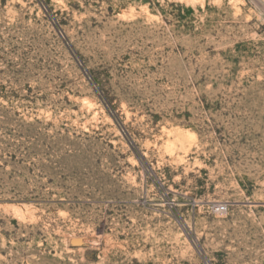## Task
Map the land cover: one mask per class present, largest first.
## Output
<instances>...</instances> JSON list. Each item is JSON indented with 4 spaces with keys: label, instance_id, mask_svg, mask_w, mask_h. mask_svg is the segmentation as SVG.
<instances>
[{
    "label": "rangeland",
    "instance_id": "obj_1",
    "mask_svg": "<svg viewBox=\"0 0 264 264\" xmlns=\"http://www.w3.org/2000/svg\"><path fill=\"white\" fill-rule=\"evenodd\" d=\"M263 1L0 0V264H264Z\"/></svg>",
    "mask_w": 264,
    "mask_h": 264
},
{
    "label": "built area",
    "instance_id": "obj_2",
    "mask_svg": "<svg viewBox=\"0 0 264 264\" xmlns=\"http://www.w3.org/2000/svg\"><path fill=\"white\" fill-rule=\"evenodd\" d=\"M214 211L217 213H224L227 210V205L224 203H219L213 207Z\"/></svg>",
    "mask_w": 264,
    "mask_h": 264
},
{
    "label": "bare ground",
    "instance_id": "obj_3",
    "mask_svg": "<svg viewBox=\"0 0 264 264\" xmlns=\"http://www.w3.org/2000/svg\"><path fill=\"white\" fill-rule=\"evenodd\" d=\"M264 2V1H263ZM85 102V101H84ZM87 102V101H86ZM84 104H86V103H84ZM93 104V103H92ZM101 108V107H100ZM90 109H91V107H90ZM94 113V112H93ZM88 114V113H87ZM109 118V117H108Z\"/></svg>",
    "mask_w": 264,
    "mask_h": 264
}]
</instances>
